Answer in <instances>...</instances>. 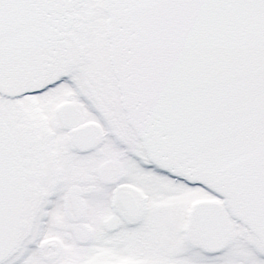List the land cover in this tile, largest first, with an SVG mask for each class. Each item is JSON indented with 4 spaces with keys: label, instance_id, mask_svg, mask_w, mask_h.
<instances>
[{
    "label": "snow or ice",
    "instance_id": "6c2138e0",
    "mask_svg": "<svg viewBox=\"0 0 264 264\" xmlns=\"http://www.w3.org/2000/svg\"><path fill=\"white\" fill-rule=\"evenodd\" d=\"M0 264H264V0H0Z\"/></svg>",
    "mask_w": 264,
    "mask_h": 264
}]
</instances>
